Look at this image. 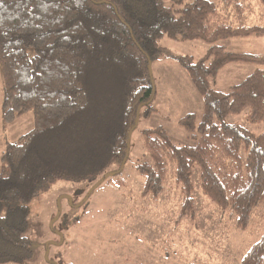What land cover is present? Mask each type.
<instances>
[{"label":"trees","instance_id":"1","mask_svg":"<svg viewBox=\"0 0 264 264\" xmlns=\"http://www.w3.org/2000/svg\"><path fill=\"white\" fill-rule=\"evenodd\" d=\"M256 3L264 6V0H0L3 121L33 112L35 122L1 156L0 263L34 256L30 204L41 193L61 180L99 185L114 165L123 171L139 119L156 111L152 66L162 56L185 69L204 110L179 120L194 144H175L163 126L142 131L143 195L160 197L173 171L181 215L194 216L199 168L203 194L230 212L239 230L248 229L264 206V132L227 120L250 108L253 122L264 121V54L230 52L218 42L264 37L261 20L250 22ZM166 36L211 46L196 61L163 47ZM231 63L257 68L228 91L215 89ZM241 264H264V233Z\"/></svg>","mask_w":264,"mask_h":264},{"label":"rangeland","instance_id":"2","mask_svg":"<svg viewBox=\"0 0 264 264\" xmlns=\"http://www.w3.org/2000/svg\"><path fill=\"white\" fill-rule=\"evenodd\" d=\"M171 5V0H165ZM219 2V0H213ZM264 6L255 4L250 22L264 26ZM258 24V23H257ZM161 45L176 55L201 59L210 44L201 40L177 41L164 37ZM234 53L264 54V37H234L218 42ZM257 68L251 63H231L219 73L213 87L228 91ZM157 88L156 111L140 118L133 131L130 158L121 173L109 169L102 183L61 180L30 204L34 256L22 263L0 264H241L251 246L264 233V206L259 207L247 230L203 194L200 169H194L195 215L182 216L181 188L173 171L165 192L157 199L143 195L144 177L138 165L148 159L142 131L163 126L177 145L194 144L179 120L188 113L201 117L203 97L177 60L162 56L153 63ZM4 77L0 68V174L1 156L9 142L34 126L33 112L11 124L3 121ZM251 109L228 118L253 133L264 132V121L253 122ZM98 186V187H97Z\"/></svg>","mask_w":264,"mask_h":264}]
</instances>
